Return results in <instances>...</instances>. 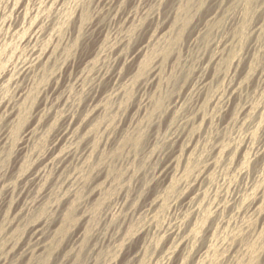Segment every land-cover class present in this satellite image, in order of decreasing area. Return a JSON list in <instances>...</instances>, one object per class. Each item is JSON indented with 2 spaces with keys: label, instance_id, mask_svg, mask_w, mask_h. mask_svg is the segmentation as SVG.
Wrapping results in <instances>:
<instances>
[{
  "label": "rangeland",
  "instance_id": "obj_1",
  "mask_svg": "<svg viewBox=\"0 0 264 264\" xmlns=\"http://www.w3.org/2000/svg\"><path fill=\"white\" fill-rule=\"evenodd\" d=\"M263 236L264 0H0V264H264Z\"/></svg>",
  "mask_w": 264,
  "mask_h": 264
},
{
  "label": "bare ground",
  "instance_id": "obj_2",
  "mask_svg": "<svg viewBox=\"0 0 264 264\" xmlns=\"http://www.w3.org/2000/svg\"><path fill=\"white\" fill-rule=\"evenodd\" d=\"M197 2V1H196ZM197 4H198V2H197ZM199 5V4H198ZM185 10V9H184ZM184 15V14H183ZM180 19V18H179ZM184 22V21H183ZM246 29V28H245ZM239 41V40H238ZM239 46V45H238ZM216 48H218L217 46H216ZM215 50V49H214ZM213 50V51H214ZM217 51V50H216ZM221 53V52H220ZM220 53H218V54H220ZM218 56V55H217ZM216 57V56H215ZM230 58V57H229ZM46 68V67H45ZM144 68V67H143ZM46 72V71H45ZM158 101V100H157ZM154 109H156V110H159V109H162V107H161V105L159 104V101L158 102H154ZM160 111V110H159ZM108 112V111H107ZM105 114V113H104ZM252 114V113H251ZM110 116V115H109ZM251 117V115H249V118ZM252 118V117H251ZM250 118V119H251ZM250 119H249V121H250ZM252 121V120H251ZM250 121V122H251ZM95 124V123H94ZM204 146V145H203ZM207 146V145H206ZM202 147V146H201ZM205 152V151H204ZM205 154V153H204ZM199 159V158H198ZM200 163V162H199ZM194 165V164H193ZM92 166V165H91ZM192 168V167H191ZM81 170V169H80ZM214 174V173H213ZM83 176H85V175H83ZM82 176V177H83ZM84 178V177H83ZM213 179V178H212ZM259 187V186H258ZM59 188V187H58ZM207 191V190H206ZM78 193V192H77ZM62 195V194H61ZM75 196H77V194L75 195ZM204 197V196H203ZM57 199V198H56ZM200 200V199H199ZM199 200H197V202H200ZM204 201V200H203ZM200 204H201V202H200ZM203 204V203H202ZM202 207V206H201ZM205 207V206H204ZM200 207H198V209H199ZM205 209V208H204ZM200 210V209H199ZM202 210H203V208H202ZM201 210V211H202ZM201 211H200V213H201ZM198 215H199V213H198ZM200 216V215H199ZM248 226H250V223H248L247 224ZM247 225H243L242 227V229H241V235H245L246 234V236L249 234L250 235V231H249V228L247 227ZM237 226V225H236ZM232 227V226H231ZM237 228V227H236ZM238 228H240L239 226H238ZM193 229V228H192ZM224 229V228H223ZM235 229V228H234ZM232 230V229H231ZM238 234V233H237ZM240 235V234H239ZM238 235V236H239ZM240 235V236H241ZM218 236V235H217ZM243 237H245V236H243ZM264 237V236H263ZM234 238V237H233ZM240 238V237H239ZM248 238V237H247ZM232 239V238H231ZM235 240L237 239V236H235V238H234ZM3 240V239H2ZM237 241V240H236ZM234 242V241H233ZM247 242V241H246ZM258 242V241H257ZM240 243H241V241H240ZM260 245H261V240H260ZM227 244V243H226ZM247 244V243H246ZM226 246V245H225ZM254 246V245H253ZM1 247V246H0ZM214 247L213 246H211V245H209L208 246V251H207V254H206V258L203 260L205 263H210L211 262V257H210V255L213 253V251H214V249H213ZM216 248V247H215ZM243 249H245V248H243ZM259 251V250H258ZM222 252V251H221ZM248 253V252H247ZM260 253V252H259ZM246 254V253H245ZM149 255V254H148ZM225 256V255H224ZM246 256V255H245ZM252 256V255H251ZM213 258V257H212ZM222 259V258H221ZM242 260V259H241ZM225 261V260H224ZM228 261V260H227ZM235 261V260H234ZM233 262V261H232Z\"/></svg>",
  "mask_w": 264,
  "mask_h": 264
}]
</instances>
